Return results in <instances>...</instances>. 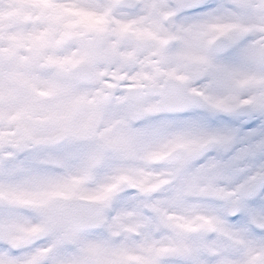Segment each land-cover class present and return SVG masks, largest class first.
Returning a JSON list of instances; mask_svg holds the SVG:
<instances>
[{"label":"snow or ice","instance_id":"obj_1","mask_svg":"<svg viewBox=\"0 0 264 264\" xmlns=\"http://www.w3.org/2000/svg\"><path fill=\"white\" fill-rule=\"evenodd\" d=\"M13 7L0 264H264V0Z\"/></svg>","mask_w":264,"mask_h":264},{"label":"rangeland","instance_id":"obj_2","mask_svg":"<svg viewBox=\"0 0 264 264\" xmlns=\"http://www.w3.org/2000/svg\"><path fill=\"white\" fill-rule=\"evenodd\" d=\"M14 0H0V13L4 14L5 20L8 21L7 27H12L14 24L16 16L19 15L18 11L15 10L13 7ZM12 9V11H9V9ZM37 92L39 94L40 100L43 102L42 104H38L33 109L34 115L31 116V119L35 120L39 128L37 131L40 135L43 136H49V135H56L59 128L55 120L47 114L44 108V103H47L51 98L50 96L44 92L41 89H37ZM21 113H17V115H20ZM65 135H81L80 132H65Z\"/></svg>","mask_w":264,"mask_h":264}]
</instances>
